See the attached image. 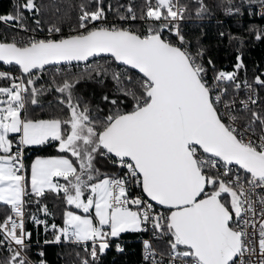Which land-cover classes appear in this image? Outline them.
Wrapping results in <instances>:
<instances>
[{
  "label": "snow or ice",
  "instance_id": "obj_1",
  "mask_svg": "<svg viewBox=\"0 0 264 264\" xmlns=\"http://www.w3.org/2000/svg\"><path fill=\"white\" fill-rule=\"evenodd\" d=\"M199 2L198 13L206 12ZM226 3L230 14L257 5L264 16V0ZM14 8L0 15V22H16L25 31L24 12H41L37 0H17ZM79 10L78 27L68 36L52 38L61 33L52 25L45 39H0V61L27 74L19 78L0 71V79L9 81L0 86V203L11 213L0 222V248L8 252L0 264H31L26 198H43L47 192L63 193L68 205L89 214L66 211L64 226L51 228L59 233L55 241L66 236L85 245L93 262L109 248L110 238L150 226L167 245L158 252L144 241L150 264H264V109L254 107L264 103L257 91L264 89V79L257 76L254 84L239 80L244 66L238 62L236 71H219L209 83L203 49L189 51L177 23L187 11L180 0H143L139 17L135 0L118 4L119 19L139 18L147 24L143 32L107 22L114 9L105 0H84ZM35 23L39 26L40 21ZM165 31L174 33L175 43ZM262 36L264 29L256 38ZM101 54L142 74L135 79L128 68L111 71L124 99L104 96L112 105L107 115L97 116L82 104L74 94L81 77L70 78L58 67L62 79L56 83L53 76V87L68 118L34 120L23 115L26 104H36L44 91L35 85L46 66L84 62L86 71L107 74L109 68L87 64ZM225 83L233 92L247 90V99L240 101L245 117L235 114L236 99L222 87ZM127 100L131 110L122 107ZM11 134H19L18 139ZM51 141L64 155L37 157L27 176L24 149ZM97 157L111 158L125 171L101 172ZM133 185L142 196L131 195ZM41 211L50 214L47 205ZM30 219L48 230L36 215ZM81 264L90 261L86 257Z\"/></svg>",
  "mask_w": 264,
  "mask_h": 264
},
{
  "label": "trees",
  "instance_id": "obj_2",
  "mask_svg": "<svg viewBox=\"0 0 264 264\" xmlns=\"http://www.w3.org/2000/svg\"><path fill=\"white\" fill-rule=\"evenodd\" d=\"M16 2L17 0H0V15L13 13ZM82 2L84 0H37L38 5L41 7L40 13L24 12L25 17H27L25 25L28 31L22 29L16 22L11 24L0 22V39L7 38L11 40L16 38L18 41L21 39L27 41L29 37L45 39L48 38V28L52 25L61 28V33L54 34L52 38L57 39L61 36L73 34V29L78 27L79 5ZM128 2L129 0H105V4H112L114 9L108 13L107 22L120 24V27L123 23H127L133 30L143 32L147 27L144 21L139 18L136 20H120L116 15L115 8L118 4ZM180 3L187 6L184 19L178 21L181 33L185 36L186 46L192 53L195 54L203 49L204 55L201 62L207 69V74H215L219 71H236L235 65L242 62L244 67L238 71L239 80H247L249 83L254 84L255 77L261 76L264 79V75H261L264 73V36L261 39L256 38L260 30L264 29V16L258 14L257 5L251 7L244 5L239 13L233 11L230 14L226 10L228 7L226 0H202L207 9L206 12L202 13H198V9L201 7L199 0H180ZM233 3L240 6V0H233ZM142 5L143 0H135L138 17L140 14L139 8ZM121 14H123V9H121ZM36 20L40 21L39 26L36 25ZM33 29L35 31H32ZM221 33L224 35H221ZM164 35L175 43L176 36L174 33L165 31ZM209 61H211V64H209ZM87 64L92 68L102 65L110 70L107 74L102 72L97 75L94 71H86L85 63L47 66L44 71L37 74L38 79L35 85L37 88H43L44 91L36 97V104L30 102L26 104L27 111L23 115L34 120L68 118V109L59 102L61 94L53 87V76H55L56 83H59L62 79L56 73L55 67H58L62 73H66L70 78L80 76L81 79L74 89V94L80 98L82 104L92 109L95 115L100 117L107 115L112 110V105L103 99L104 96H108L109 99H124L117 90L118 86L112 79L111 71L123 72L127 67L117 64L109 56L93 58ZM0 67L19 73L21 78L27 76V74H22L19 67L15 65L0 63ZM127 74L135 79L141 77L136 71L129 68ZM7 83V80L0 79V84L7 85ZM224 87L229 89L230 96L237 94V92H233L230 84L225 83ZM241 90L238 94H241ZM257 91L260 100L264 101V89L257 88ZM28 99L30 101L31 97H28ZM130 105L131 101L127 100L122 107H124V110H131ZM254 107L257 110L264 109V103L258 102ZM235 114L241 117L247 115L242 107L237 105H235ZM11 137H15V134H11ZM59 153L61 152L58 149V143L55 141L41 146H27L23 155L26 175L29 176L30 174V164L33 157ZM110 161V158L97 157L96 167L104 173L119 174L120 168ZM60 182L64 183L62 179ZM26 199L29 202L25 207V229L32 233L27 241L29 245L27 256L31 264H40L41 261H44V264H81V261L86 257L89 259L90 264H137L139 261L141 242L137 237L141 235V232L129 231L121 233L119 237L110 238L109 248L103 253H98L97 260L93 262L81 244L66 241L64 236L61 237L60 241H55V236L59 234L57 229L64 226V212L66 210L82 212L81 209H76L74 205H68L63 193L47 192L43 198L30 195ZM37 199L40 200L39 204L35 202ZM43 205H47L50 214L41 211ZM9 211V206L0 203V222ZM31 215H36L39 219L45 221L48 230L45 231L44 224L33 222L30 219ZM92 216L94 217V215ZM52 224L57 225V229H52ZM118 243L121 244L123 251L116 248ZM7 256V250L0 248V261Z\"/></svg>",
  "mask_w": 264,
  "mask_h": 264
},
{
  "label": "built area",
  "instance_id": "obj_3",
  "mask_svg": "<svg viewBox=\"0 0 264 264\" xmlns=\"http://www.w3.org/2000/svg\"><path fill=\"white\" fill-rule=\"evenodd\" d=\"M258 14L260 15V10L258 8ZM178 23V22H177ZM118 25V24H116ZM120 25V24H119ZM118 25V26H119ZM121 27H129L127 23H123ZM175 42H176V37H175ZM187 47V46H186ZM188 50L190 51V49L188 48ZM80 63H83V62H78V63H74V64H80ZM72 64V63H71ZM6 65V64H4ZM69 65V64H67ZM58 66V65H57ZM57 67H55V70H56ZM0 71H3V72H8V73H11L13 76L15 77H19L21 78V75L19 73H14V72H11L10 70L8 69H3L2 67H0ZM217 73H209L207 74V80L209 81V83H213V77L216 75ZM16 82H19V80H17ZM9 83V81H8ZM7 83V85H8ZM222 87H224V84L222 85ZM247 96H248V92L246 89L242 88L241 90V94H236L235 96H233L235 99H236V105L238 107H242L241 104H240V101L241 100H244V99H247ZM111 160V158H110ZM125 170L124 169H121L120 168V173L119 174H123ZM131 195H134V196H142L143 193H142V190L140 189V187L138 185H133L132 189H131ZM11 214L10 211L7 215ZM5 215L3 217V219L7 216ZM2 219V221H3ZM41 220V219H40ZM1 221V222H2ZM137 239L141 242V246H140V259L139 261L137 262V264H150V261L146 260L145 259V245H144V241L145 240H148L152 243L153 245V248L160 252V251H166V248H167V245L164 243L165 239L166 238H163V237H158L154 232L153 230L151 229V227L149 226L148 228V231H141V235L139 237H137ZM64 240L66 241H69V242H72V243H78L76 242L74 239H69L68 237L64 236ZM159 243V244H158ZM78 244H81V243H78ZM89 246L88 248L90 249L91 248V242H88ZM81 246L83 248H85V245L81 244ZM117 249H121V244L118 243Z\"/></svg>",
  "mask_w": 264,
  "mask_h": 264
},
{
  "label": "crops",
  "instance_id": "obj_4",
  "mask_svg": "<svg viewBox=\"0 0 264 264\" xmlns=\"http://www.w3.org/2000/svg\"><path fill=\"white\" fill-rule=\"evenodd\" d=\"M18 136H19V134H15V137L18 139ZM60 155H64V153H59V154H54V155H44V156H35V157H33V159H32V161H31V164H30V174H31V165H32V163L35 161V159L37 158V157H41V158H48V157H55V156H60ZM30 174H29V177H30ZM10 209V208H9ZM68 211V210H67ZM65 221V220H64Z\"/></svg>",
  "mask_w": 264,
  "mask_h": 264
},
{
  "label": "rangeland",
  "instance_id": "obj_5",
  "mask_svg": "<svg viewBox=\"0 0 264 264\" xmlns=\"http://www.w3.org/2000/svg\"><path fill=\"white\" fill-rule=\"evenodd\" d=\"M0 86H7L6 84H0ZM82 210V209H81ZM67 211V210H66ZM65 211V212H66ZM68 211H73V210H68ZM65 212H64V216H63V219L65 220L66 219V217H65ZM74 212H76L77 214H80V215H89L88 213H84L83 212V210H82V212H79V211H74ZM91 215H94V210H92V212H91ZM105 228H106V230H107V226H105Z\"/></svg>",
  "mask_w": 264,
  "mask_h": 264
},
{
  "label": "water",
  "instance_id": "obj_6",
  "mask_svg": "<svg viewBox=\"0 0 264 264\" xmlns=\"http://www.w3.org/2000/svg\"><path fill=\"white\" fill-rule=\"evenodd\" d=\"M68 36V35H67ZM57 39H59V38H57ZM101 56H109V57H111L109 54H101ZM100 57V56H99ZM112 58V57H111ZM91 59H93V58H90L89 60H91ZM0 63H2V64H5L4 62H2V61H0ZM72 63H78V62H72ZM84 63V62H83ZM117 64H119V65H122V64H120L119 62H116ZM62 64H67V63H61L60 65H62ZM122 66H124V65H122ZM47 67V66H46ZM125 67H127L128 68V66H125ZM130 69V68H129ZM131 70H133V69H131ZM134 71H136L140 76H142V74H140L139 72H138V70H134Z\"/></svg>",
  "mask_w": 264,
  "mask_h": 264
}]
</instances>
